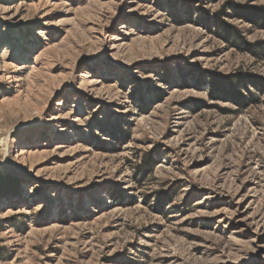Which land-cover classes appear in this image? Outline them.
Returning <instances> with one entry per match:
<instances>
[{"label": "rangeland", "instance_id": "1", "mask_svg": "<svg viewBox=\"0 0 264 264\" xmlns=\"http://www.w3.org/2000/svg\"><path fill=\"white\" fill-rule=\"evenodd\" d=\"M233 5L264 0H0V264H264Z\"/></svg>", "mask_w": 264, "mask_h": 264}, {"label": "trees", "instance_id": "2", "mask_svg": "<svg viewBox=\"0 0 264 264\" xmlns=\"http://www.w3.org/2000/svg\"><path fill=\"white\" fill-rule=\"evenodd\" d=\"M232 10L236 17H241L253 26L259 29H264V6L253 7L250 5H233ZM224 37L239 51L250 53L258 59H264V41L250 43L241 32L232 29L231 27L226 28ZM235 78L236 81L234 83L236 84L240 80H243L242 75H238ZM252 97L254 100L257 98L256 95H252ZM0 192H3L2 188H0Z\"/></svg>", "mask_w": 264, "mask_h": 264}]
</instances>
